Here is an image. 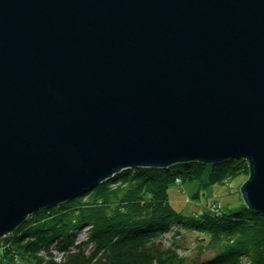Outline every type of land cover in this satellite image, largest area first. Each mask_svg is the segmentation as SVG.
<instances>
[{"label": "water", "instance_id": "95a60500", "mask_svg": "<svg viewBox=\"0 0 264 264\" xmlns=\"http://www.w3.org/2000/svg\"><path fill=\"white\" fill-rule=\"evenodd\" d=\"M232 159L264 215V0H0V239L123 170Z\"/></svg>", "mask_w": 264, "mask_h": 264}, {"label": "trees", "instance_id": "16d2710c", "mask_svg": "<svg viewBox=\"0 0 264 264\" xmlns=\"http://www.w3.org/2000/svg\"><path fill=\"white\" fill-rule=\"evenodd\" d=\"M244 162L127 169L84 195L30 216L7 238L0 264H188L176 247L157 241L173 226L174 237L181 229L203 234L199 253H215L193 264H264V215L244 205L220 215L189 216L170 201L177 178L193 181L206 173L209 185L223 183ZM86 225L88 238L79 241ZM53 249L63 254L61 260Z\"/></svg>", "mask_w": 264, "mask_h": 264}, {"label": "rangeland", "instance_id": "374dc122", "mask_svg": "<svg viewBox=\"0 0 264 264\" xmlns=\"http://www.w3.org/2000/svg\"><path fill=\"white\" fill-rule=\"evenodd\" d=\"M207 175L204 173L200 179L193 181H184L181 178L176 181V185L169 190L170 201L175 209L189 216H202L205 212L220 215L246 206L241 187L250 177L248 161L245 160L241 164L240 171L223 183L209 185ZM173 227L175 230L172 233L167 232L157 241L163 243L165 247H176L179 255L187 258L188 264L210 259L214 256L215 253L211 251L199 253V240L203 234L195 230L181 229V234L174 237L172 234L176 231L177 226ZM88 228L89 226L86 225L83 230L78 232L79 241L87 239ZM2 241L0 251L9 247L7 239ZM52 253L57 261L61 260L62 253L54 249ZM244 264H248L247 261Z\"/></svg>", "mask_w": 264, "mask_h": 264}, {"label": "bare ground", "instance_id": "6f19581e", "mask_svg": "<svg viewBox=\"0 0 264 264\" xmlns=\"http://www.w3.org/2000/svg\"><path fill=\"white\" fill-rule=\"evenodd\" d=\"M130 169H133V168H130ZM126 170H127V169H126ZM123 171H125V170H123ZM123 171H122V172H123ZM122 172H121V173H122ZM119 174H120V173H119ZM117 175H118V174H117ZM115 176H116V175H115ZM115 176H114V177H115ZM112 178H113V177H112ZM110 179H111V178H110ZM108 180H109V179H108ZM177 180H180V179L177 178L176 181H177ZM106 181H107V180H106ZM104 182H105V181H104ZM104 182H103V183H104ZM98 187H99V186H98ZM96 188H97V187H96ZM62 204H63V203H62ZM60 205H61V204H60ZM58 206H59V205H58ZM56 207H57V206H56ZM53 208H54V207H53ZM50 209H51V208H50ZM42 210H43V209H42ZM40 211H41V210H40ZM38 212H39V211H38ZM36 213H37V212H36ZM36 213H34V214H36ZM34 214H32V215H34ZM32 215H29V216L27 217V219L24 221V223H25V222L28 220V218H29L30 216H32ZM24 223H23V224H24ZM23 224H21V225H23ZM21 225H20V226H21ZM20 226H18V227H20ZM18 227H17V228H18ZM17 228H16V229H17ZM89 228H90V227H89ZM89 228H88V230H89ZM16 229H15V231H16ZM15 231H14V232H15ZM14 232L8 234V236L13 235ZM87 234H88V233H87ZM87 238H88V237H87Z\"/></svg>", "mask_w": 264, "mask_h": 264}]
</instances>
